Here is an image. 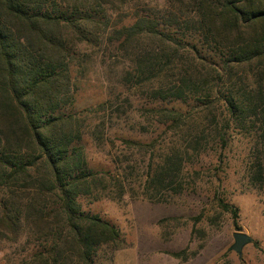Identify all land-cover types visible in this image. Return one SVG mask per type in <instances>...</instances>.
Returning a JSON list of instances; mask_svg holds the SVG:
<instances>
[{"label":"trees","instance_id":"1","mask_svg":"<svg viewBox=\"0 0 264 264\" xmlns=\"http://www.w3.org/2000/svg\"><path fill=\"white\" fill-rule=\"evenodd\" d=\"M129 1L0 0V238L26 230L38 242L32 264H95L100 246L122 241L115 224L78 204L81 196L118 198L123 186L118 173L88 166L83 120L65 108L74 97L73 67L107 30L132 52L142 79L157 81L153 95L176 101L211 88L232 118H256L264 128V0H164L165 19L117 27L111 16ZM159 111L169 122H160L161 133L195 130L179 107ZM122 141L154 146L153 139ZM187 141L197 149L201 138ZM182 165L174 148L151 164L148 198L181 191ZM251 180L264 184V168Z\"/></svg>","mask_w":264,"mask_h":264},{"label":"rangeland","instance_id":"2","mask_svg":"<svg viewBox=\"0 0 264 264\" xmlns=\"http://www.w3.org/2000/svg\"><path fill=\"white\" fill-rule=\"evenodd\" d=\"M168 7L164 0H131L112 14L111 22L118 27L139 17L161 21ZM107 32L73 67L74 97L65 107L83 120L88 166L118 173L123 186L118 198L77 199L81 210L98 214L121 233L117 248L99 247L95 264H264V184L251 180L258 165L264 168L263 125L256 118H232L222 95L211 88L176 101L165 93L153 95L157 81L143 80L132 52ZM172 105L193 133H161L160 122H169L159 110ZM193 135L201 138L197 149L187 141ZM122 138L153 139L154 146L138 148ZM173 148L183 160L182 189L148 198L149 166ZM235 231L251 237L240 255L230 249ZM37 243L26 230L13 239L0 238V264H32Z\"/></svg>","mask_w":264,"mask_h":264},{"label":"water","instance_id":"3","mask_svg":"<svg viewBox=\"0 0 264 264\" xmlns=\"http://www.w3.org/2000/svg\"><path fill=\"white\" fill-rule=\"evenodd\" d=\"M251 241V237L244 232H233V243L230 245V249L237 254H241L242 248L245 244Z\"/></svg>","mask_w":264,"mask_h":264}]
</instances>
